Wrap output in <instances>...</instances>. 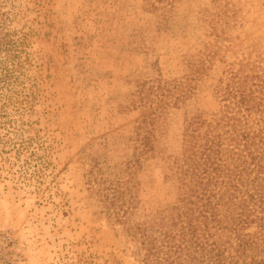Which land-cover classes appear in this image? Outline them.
I'll list each match as a JSON object with an SVG mask.
<instances>
[{
  "label": "rangeland",
  "instance_id": "rangeland-1",
  "mask_svg": "<svg viewBox=\"0 0 264 264\" xmlns=\"http://www.w3.org/2000/svg\"><path fill=\"white\" fill-rule=\"evenodd\" d=\"M2 34L0 264H139L97 182L131 175L139 213L175 201L163 158L200 141L229 64L264 73V0H0ZM203 52L214 54L189 76ZM158 82L171 91L154 157L131 173Z\"/></svg>",
  "mask_w": 264,
  "mask_h": 264
},
{
  "label": "trees",
  "instance_id": "trees-1",
  "mask_svg": "<svg viewBox=\"0 0 264 264\" xmlns=\"http://www.w3.org/2000/svg\"><path fill=\"white\" fill-rule=\"evenodd\" d=\"M8 43L0 35V44L7 48ZM213 54L187 59L189 76ZM10 74L7 70L6 76ZM2 84L0 94L10 102L8 80ZM151 89L149 104H160L140 126L137 150L127 162L131 173L154 157V124L164 119L157 108L171 91L160 82ZM214 90L218 114L196 135L200 141L193 142L190 135L181 158H163L164 181L179 184L175 201L139 213L138 187L131 175L97 182L107 217L121 224L137 246L139 264H264V73L248 62L229 64ZM201 126L195 119L194 129Z\"/></svg>",
  "mask_w": 264,
  "mask_h": 264
}]
</instances>
